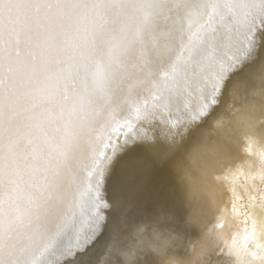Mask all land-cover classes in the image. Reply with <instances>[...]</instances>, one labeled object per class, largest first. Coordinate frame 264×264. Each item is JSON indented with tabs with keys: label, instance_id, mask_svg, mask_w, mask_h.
<instances>
[{
	"label": "snow or ice",
	"instance_id": "snow-or-ice-1",
	"mask_svg": "<svg viewBox=\"0 0 264 264\" xmlns=\"http://www.w3.org/2000/svg\"><path fill=\"white\" fill-rule=\"evenodd\" d=\"M161 13L175 15L177 47L153 66ZM249 66L264 78V0H0V264H148L126 241L145 221L176 225L183 138ZM130 69L156 89L136 125L120 95ZM165 93L171 122L155 109ZM87 165L93 211L57 230Z\"/></svg>",
	"mask_w": 264,
	"mask_h": 264
},
{
	"label": "bare ground",
	"instance_id": "bare-ground-1",
	"mask_svg": "<svg viewBox=\"0 0 264 264\" xmlns=\"http://www.w3.org/2000/svg\"><path fill=\"white\" fill-rule=\"evenodd\" d=\"M174 21V14L172 20L164 13L157 17L155 36L147 39L145 49L155 57L153 66L166 64L176 51L179 25ZM130 71L120 95L136 125L137 109L141 119L146 108L152 110L144 100L156 89ZM167 99V93L158 96L155 109L171 122L175 117L164 108ZM116 134L109 128L108 135L114 139ZM103 139L101 150L107 136ZM182 143L172 176L180 218L172 229L142 222L126 243L150 252L148 264H264V78L259 72L249 66L234 76L219 106ZM94 175L91 165L83 169L75 202L65 208L57 230L86 223L93 211ZM109 194L115 195L111 182ZM8 243L0 238V258H8Z\"/></svg>",
	"mask_w": 264,
	"mask_h": 264
},
{
	"label": "rangeland",
	"instance_id": "rangeland-1",
	"mask_svg": "<svg viewBox=\"0 0 264 264\" xmlns=\"http://www.w3.org/2000/svg\"><path fill=\"white\" fill-rule=\"evenodd\" d=\"M124 131H125V128H124ZM123 132V131H122ZM253 193L255 194L256 193V191L253 189ZM259 196V198H260V195H258Z\"/></svg>",
	"mask_w": 264,
	"mask_h": 264
}]
</instances>
